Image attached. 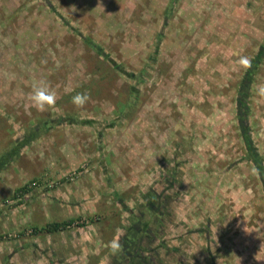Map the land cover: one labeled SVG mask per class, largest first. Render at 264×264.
Here are the masks:
<instances>
[{"label": "rangeland", "instance_id": "obj_1", "mask_svg": "<svg viewBox=\"0 0 264 264\" xmlns=\"http://www.w3.org/2000/svg\"><path fill=\"white\" fill-rule=\"evenodd\" d=\"M263 46L264 0H0V155L40 133L0 172V264H264L237 102L238 60ZM40 81L57 96L43 112ZM254 81L264 155V60Z\"/></svg>", "mask_w": 264, "mask_h": 264}, {"label": "trees", "instance_id": "obj_2", "mask_svg": "<svg viewBox=\"0 0 264 264\" xmlns=\"http://www.w3.org/2000/svg\"><path fill=\"white\" fill-rule=\"evenodd\" d=\"M176 1V0H173ZM85 44L89 47H93L96 49L97 53L99 55H103L104 52L102 49L98 48L96 44L89 38H85ZM264 60V46L260 50V52L257 54L252 59V64L250 68H247V71L242 78V80L239 82L238 85V95L239 99L237 100L239 104V113H238V121L241 123V128H242V138L243 141L245 142V157L247 161L252 165L256 177L258 180L261 182L262 187L264 188V155L260 152L256 145V141H254V138L252 137V133L250 131V128H248L246 119L250 115V101H249V92L251 91V87L253 85L255 75L261 70V64L263 63ZM123 71V68H120ZM143 73V72H142ZM133 88V87H132ZM130 89V96L127 99V102L122 106V110L120 112V115L123 117H126L130 114L129 112H133L135 108V102L134 99L137 96L134 92V88ZM198 108H202V105L197 104ZM203 109V108H202ZM206 111V110H205ZM207 112V111H206ZM85 123V122H83ZM89 123V122H86ZM46 126V123L43 124ZM44 126V127H45ZM40 133L36 132L34 129L31 130L26 135V138L21 141V142H15L11 144V147L9 146L6 151L0 155V172H2L5 168H7L9 160H11L13 157L18 156L20 153V150L22 147H25L26 145H29L32 141H35L36 139L39 138ZM171 172L170 177L176 181L177 178V169L174 168ZM169 180V179H167ZM35 184L34 180L28 183L26 186L23 188H20L17 190L16 194L22 193V194H28L33 190V185ZM21 194V195H22ZM145 199L148 201L152 202L153 204L157 205L158 201V194L154 190H150L147 195H144ZM147 202L142 203V207L144 210L147 207ZM152 210V209H151ZM155 217H153L155 220L160 218L161 215H159L157 212H154ZM72 223H75V219L73 220H68L63 223H53V224H48V227L45 228L44 230H47L49 233H56L59 232L60 228L65 225H70ZM147 223V222H146ZM144 224V226H148L147 224ZM35 232H40V229L34 228Z\"/></svg>", "mask_w": 264, "mask_h": 264}, {"label": "clouds", "instance_id": "obj_3", "mask_svg": "<svg viewBox=\"0 0 264 264\" xmlns=\"http://www.w3.org/2000/svg\"><path fill=\"white\" fill-rule=\"evenodd\" d=\"M238 63L244 68H250L252 64L251 59L246 56L240 57ZM258 94L264 96V86H261L258 89ZM29 99L32 102V105L41 112L50 107H54L57 102L55 91L52 90L50 85L45 81H40L33 86L32 91L29 94ZM89 99L90 97L87 93H77L72 97V103L77 108H83ZM112 247L116 249L119 245L114 242Z\"/></svg>", "mask_w": 264, "mask_h": 264}]
</instances>
